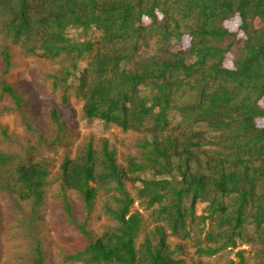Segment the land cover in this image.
<instances>
[{
  "label": "trees",
  "instance_id": "trees-1",
  "mask_svg": "<svg viewBox=\"0 0 264 264\" xmlns=\"http://www.w3.org/2000/svg\"><path fill=\"white\" fill-rule=\"evenodd\" d=\"M0 264H264V0H0Z\"/></svg>",
  "mask_w": 264,
  "mask_h": 264
},
{
  "label": "rangeland",
  "instance_id": "rangeland-1",
  "mask_svg": "<svg viewBox=\"0 0 264 264\" xmlns=\"http://www.w3.org/2000/svg\"><path fill=\"white\" fill-rule=\"evenodd\" d=\"M28 63V62H27ZM31 66H38L39 68L41 66H44V63H42L40 60L38 61H33L30 63ZM25 66L20 65V69L22 70ZM27 71V70H26ZM24 71V72H26ZM24 77H21L24 83H28V86L34 85L36 79L34 76H26L23 75ZM50 100V96L47 94H39L37 93L36 97L34 98L32 104L33 107H29V110L33 111L35 110L36 112L38 111L40 116H45L48 111V102ZM76 102V101H74ZM77 106V104H75ZM62 112H66L64 109H62ZM8 121L6 122L9 126L10 129L23 135L24 130L23 127L21 126L20 123V117L15 114L13 118L7 119ZM72 129V128H71ZM73 130V129H72ZM76 130H77V136L79 139L75 141L77 143L80 141L83 137H86L88 135H94L95 137H102V136H110L111 134H115L117 132L116 128L114 127H105V125L101 121H94V122H88L81 117L76 118ZM74 132V131H73ZM59 149L54 148V153H58ZM61 152V150L59 151ZM48 154H52L51 152ZM53 155H50L52 157ZM204 207V205H201L199 208ZM94 228L96 232H100L102 229V223H99L97 225H94Z\"/></svg>",
  "mask_w": 264,
  "mask_h": 264
}]
</instances>
